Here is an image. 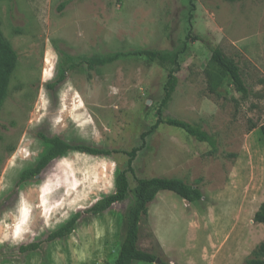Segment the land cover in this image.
<instances>
[{"label":"rangeland","instance_id":"rangeland-1","mask_svg":"<svg viewBox=\"0 0 264 264\" xmlns=\"http://www.w3.org/2000/svg\"><path fill=\"white\" fill-rule=\"evenodd\" d=\"M193 5L0 0V30L17 55L0 105V264L112 263L132 193L98 215L84 211L114 191L115 171L127 160L120 151L142 143L128 173L131 189L135 177H178L202 197L186 202L159 191L153 216L140 221V249L172 264H244L264 242V224L253 221L264 202V0ZM214 47L235 60L247 95L214 67ZM138 49L181 50L164 114L204 129L214 149L178 127L160 123L149 131L174 64L132 53ZM111 52L124 54L92 68L84 62ZM39 133L118 152L69 151L20 184V172L45 150ZM77 211L69 235L47 240ZM31 242L38 248L19 250Z\"/></svg>","mask_w":264,"mask_h":264},{"label":"trees","instance_id":"trees-1","mask_svg":"<svg viewBox=\"0 0 264 264\" xmlns=\"http://www.w3.org/2000/svg\"><path fill=\"white\" fill-rule=\"evenodd\" d=\"M190 4L192 7L194 6L193 0H190ZM185 46L186 43L184 42L181 50H183ZM181 50L179 52H170L158 51L155 49H138L132 52L143 55L151 61H157L160 63L169 62L174 64V66L168 71L167 79L164 84V94L156 110V121L150 126L149 131L154 130L160 123L178 127L183 129L188 135L196 140L207 142L214 149V139L204 129L185 120L164 114L163 108L171 97L177 83L176 71L179 67L178 56ZM123 54V52H111L105 55L87 58L84 62L88 68H92L94 65L111 63ZM16 60L17 55L15 50L0 30V105L7 94L9 79L15 69ZM210 61L220 74L226 76L230 80L237 92L241 93L243 96L248 94V89L242 77V73L233 58L227 56L220 47H214L211 49ZM214 86L215 83L211 82L209 87L211 91H214ZM259 130L264 138V123L259 126ZM149 131L142 132L140 134V139L144 140ZM39 137L46 145L45 150L39 155L33 166L27 167L20 172L18 177V183L20 184L38 176L52 159L64 156L69 151H80L96 155L118 152V150L110 151L85 144L72 145L59 136H46L39 133ZM142 144L132 147L127 151H120L126 154L127 160L123 168L116 169L115 171L114 191L98 198L84 211L92 215H98L107 210L113 203L123 201L128 192L132 193L133 199L132 204L127 209L123 238L119 246L117 257L110 264H134L136 261L154 263L155 259L158 258L153 252L140 249L137 246V243L139 239L140 221L148 214V205L154 200L159 191H173L188 202L200 200L202 197V192L199 187L186 183L178 177H135L136 183L131 189L129 187L128 173H134L133 160ZM81 214V211L74 212L67 220L47 235V240L62 238L69 235L73 231ZM253 221L264 224V202H261L254 212ZM38 246L39 244L37 242H31L27 245H20L19 250L21 252L35 250ZM159 260L160 261L155 264H172L164 259ZM244 264H264V242H260L253 249L251 255L245 260Z\"/></svg>","mask_w":264,"mask_h":264},{"label":"crops","instance_id":"crops-1","mask_svg":"<svg viewBox=\"0 0 264 264\" xmlns=\"http://www.w3.org/2000/svg\"><path fill=\"white\" fill-rule=\"evenodd\" d=\"M158 194V193H157ZM157 194H156V197L154 198V200L148 205V214H150L151 215V210H153V208H155L156 206H155V203H156V201L158 200V196H157ZM151 216H153V215H151ZM154 234H155V231H154ZM155 236H156V234H155ZM138 242H139V239H138ZM137 246H138V243H137ZM139 247V246H138ZM170 262V261H169ZM171 263V262H170ZM135 264V263H134Z\"/></svg>","mask_w":264,"mask_h":264},{"label":"water","instance_id":"water-1","mask_svg":"<svg viewBox=\"0 0 264 264\" xmlns=\"http://www.w3.org/2000/svg\"><path fill=\"white\" fill-rule=\"evenodd\" d=\"M185 201L188 202L187 200ZM159 261H160L159 258H156L154 263H158Z\"/></svg>","mask_w":264,"mask_h":264}]
</instances>
